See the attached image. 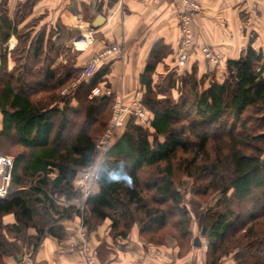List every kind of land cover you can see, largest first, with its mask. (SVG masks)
Returning <instances> with one entry per match:
<instances>
[{
    "label": "trees",
    "instance_id": "16d2710c",
    "mask_svg": "<svg viewBox=\"0 0 264 264\" xmlns=\"http://www.w3.org/2000/svg\"><path fill=\"white\" fill-rule=\"evenodd\" d=\"M9 1L0 0V151L11 152V145L21 150L11 152L9 193L0 197V263L24 252L31 229L36 232L30 242L33 254L46 236L65 239L64 222L75 216L89 233L109 220L116 241L137 225L148 242L163 245L172 236L181 253L188 252L192 232L176 183L180 172L194 179V195L221 194L202 223L206 263L222 264L232 255L237 264H264V50L253 46V38L238 58L227 60L224 79L212 74L207 85L195 67L155 83L157 66L173 51L158 40L140 75L150 124L131 119L98 164V192L81 205L69 204L84 195L75 183L79 172L99 156L97 144L114 94L90 95L103 83L111 87V67L101 66L91 79L62 94L78 68L71 65L60 73L52 67L54 59L45 63L49 43L50 51L63 49L71 29L59 18L49 32L43 28L32 35L20 25L39 0L22 1L14 16ZM13 36L18 44L11 51L7 45ZM10 54L18 67H10ZM179 84L178 99L167 95ZM113 172L127 179H109ZM10 214L14 222L7 223ZM105 245L98 250L103 258Z\"/></svg>",
    "mask_w": 264,
    "mask_h": 264
},
{
    "label": "crops",
    "instance_id": "0c3cea01",
    "mask_svg": "<svg viewBox=\"0 0 264 264\" xmlns=\"http://www.w3.org/2000/svg\"><path fill=\"white\" fill-rule=\"evenodd\" d=\"M82 1L88 4L90 10L87 14L94 16L93 22L100 14L105 17V22L98 27L92 23L93 28L105 33L113 43H122L123 55L113 61L108 80L111 88L114 91H123L126 94L125 100L130 102L131 99H127V96L132 95L134 91H144L140 84V75L144 71L152 46L158 40H163L174 52L176 51L181 39L178 16L183 8L182 2L181 0ZM194 1L201 5L194 25L197 43L213 47L222 56L221 63L215 67L202 57L197 48L198 51L192 54L188 66L196 63L200 75L214 74L218 81H222L226 74L227 60L238 58L249 44L251 37L253 46L264 50V0ZM59 14V18L67 28L80 27L79 14H74L69 9ZM81 22L85 24L83 20ZM171 56L157 66L154 78L160 73L162 65H170ZM53 174L56 175L55 172ZM96 192L98 187L95 189ZM67 203L80 204L78 200ZM6 217L7 223L14 222L13 215ZM64 225L68 234L65 239L58 240L53 236H46L36 253H29L34 264H90L81 252L83 232H85L82 221L77 217L66 220ZM102 228L88 233L90 246L99 264H207V247L201 238L200 247L192 249L190 253L181 254L177 240L172 237L166 244L155 245L142 237L137 228H133L126 239L115 241L109 234L110 228L108 227V232H104L105 228ZM31 230L32 233H36L34 229ZM103 242L106 243L108 250L103 253L104 258L98 254ZM26 254L25 250L21 254V259L19 256H7L4 263L0 264H24ZM222 264L237 263L232 258H227Z\"/></svg>",
    "mask_w": 264,
    "mask_h": 264
},
{
    "label": "rangeland",
    "instance_id": "374dc122",
    "mask_svg": "<svg viewBox=\"0 0 264 264\" xmlns=\"http://www.w3.org/2000/svg\"><path fill=\"white\" fill-rule=\"evenodd\" d=\"M22 1H24V0H10L9 1V9H10L11 15L14 16L19 3H21ZM57 1L58 0H39V2L35 5V7L33 9V13L26 19V21L24 23H22L20 25V27H21L20 29L25 30L26 27H28V30L33 32L32 35H35L37 32L41 31V29H43V28H46L47 32H49V29L52 28V25L57 24V21L60 17L59 12L65 11L66 9L67 10L69 9L74 14H77V15L79 14L78 18L80 21L79 22L80 27L75 28V29H71V37L67 40V42H65V46L63 47V49H54V50L50 51V43H49L48 53H47V57H46L47 60L45 63V64H47L50 59H54L52 67H54L60 73H63L64 69L66 67L74 65L76 68H78L76 70L78 73L75 75L76 79L73 81V82H76L77 80H82V78H83L82 72H83V69L85 68V66L87 65V63L96 54L98 55L101 51H103L104 49H106L107 47H109L111 44H114V43L112 40H109L108 37H106L105 33L98 32V30L96 28H93L92 23H93L94 16L91 14H87L90 9H89V6L86 2H84L82 0H69V1L68 0H64V1L60 0L61 2L57 3ZM81 19L85 22V24H83L81 22L82 21ZM192 24H193L192 27H193V32H194L195 19H194ZM90 33H92V35ZM194 36H195V32H194ZM17 44H18V39L15 36H13L10 39L7 46L12 51L16 47ZM171 55H172L171 59L169 60L170 65L165 64V65L161 66L160 73L157 74L156 77L154 78L155 83L161 82L163 79H165L170 74H175L176 77H181V76L185 75V73L191 72L192 67H195L198 70L197 78L203 82L205 81L204 85H207V83L210 80V75L208 76V78L206 80H204L205 74H203V76L200 75L199 67L197 66L196 63H194V64L192 63L191 65L186 66L184 68H179L176 65L177 63L175 61V52L172 51ZM9 64H10V67H14V66L18 67L19 66V64L15 61V56L13 54H10V56H9ZM212 66H215V65H212ZM218 66H215V67H218ZM156 72H157V70H156ZM178 82H180V81H178ZM72 83L70 85H68L66 88H69L72 85ZM102 86H103V84H102ZM181 88H182L181 84H179V88L171 90L167 95H171V97H173L174 99H178L180 97ZM65 89H63L61 91L62 94H66V92L64 93ZM57 91H60V89H58ZM143 93H144V91H134L132 93V95L127 96L128 97L127 99L132 100V99H134L133 97L135 95H140L142 98ZM113 94H114V97H113V101H112V105H111V113L109 112L110 110H108V115L110 114L109 120L112 117L114 105L116 103V100L119 98V96L121 97V99L123 100V102L125 104L128 103L127 100H125L126 94L123 91H115ZM160 97L162 98V96H160ZM109 120H108V122H109ZM107 125H108V123H107ZM105 131H106V129H105ZM124 131L125 130L120 131L118 134V137H120ZM104 132H103V134H104ZM10 143L12 144L13 142H10ZM4 145L8 148L10 147L9 144L4 143ZM11 146L12 147H10L9 149H11V152H14L13 155L15 153H18L21 150L20 148H18L16 146H13V145H11ZM11 152L4 153V152L0 151V153H2V154L9 155V156L13 157ZM102 158H103L102 155H100V153H99V156L97 157L95 163L93 164V167L81 170L79 172L76 180L82 178L83 175L86 173H90V175H92L94 168L96 167V165H98L100 163V161H102ZM176 183H177L178 189L181 191V193L183 195L184 203L189 210V216H190L189 228H190V231L192 232L191 240L189 241L190 245L188 244L189 245V251L188 252L182 251V253H184V254L190 253V251L192 249L201 246V245H195L194 244V241H193L194 237L197 236V237L201 238L203 243L206 245V247H207L206 248V255H207L208 242H207V239L201 235L202 223H203V219L205 217V213H206L207 208L210 206H215L217 201L221 198V194L217 192L211 196L205 197L204 199L194 195L192 193L194 179L191 176L184 175L183 173H180V172H178V174L176 176ZM85 197L86 196L83 195L78 200L80 202V204H82L84 202ZM233 208L235 210H237V205H233ZM219 209H220V207H219ZM77 217L80 218V220L82 221V218L79 216H75L72 219H75ZM6 220H8L7 217H6ZM106 221H108L110 223L109 220H106ZM106 221L101 223L97 227L96 230H98L100 227H101V229H103L102 227H104L105 228L104 232H108L109 226H108V222H106ZM133 228L138 229V226L135 225ZM83 229L85 230V232H83V233H87V235L86 236L84 235L83 238L85 239L88 246L91 247L90 242H89L90 240H88L89 239V236H88L89 232H87V230L84 228V226H83ZM31 231L32 230H29L26 234L27 235L26 240L28 239L29 245H28V247L27 246L24 247V250H23L24 252L26 250V253L28 255H29V253H31V248H30L31 238H32V236L35 235V233H32ZM162 233L163 232H161V234ZM164 233H166V232H164ZM170 237H172V236H169L167 238V241ZM22 240L23 239L16 240L15 241L16 245L20 246L21 245L20 243L22 242ZM180 253H181V248H180ZM93 255L96 258V254L93 253ZM227 258H232L234 260L233 256L230 255L228 257H225L222 260V263ZM31 260L33 261V258ZM33 263H34V261H33ZM24 264H25V262H24Z\"/></svg>",
    "mask_w": 264,
    "mask_h": 264
},
{
    "label": "built area",
    "instance_id": "2783aa9c",
    "mask_svg": "<svg viewBox=\"0 0 264 264\" xmlns=\"http://www.w3.org/2000/svg\"><path fill=\"white\" fill-rule=\"evenodd\" d=\"M182 10L178 16V23L181 31V39L178 47L175 51V60L179 68L188 66L189 60L195 51H200L202 56L211 65L218 66L222 61V56L219 52L215 51L213 47L209 45H200L194 36L192 23L196 17V14L201 10L200 3L194 0H181ZM91 34V33H90ZM198 48V50H196ZM123 46L121 43L111 44L109 47L96 54L85 66L82 72V80L73 82L69 88L64 90V93H69L78 84L83 81L91 79L96 71L101 66L109 65L111 67L113 61L122 57ZM115 91L111 87H107L105 83L103 86L95 88L90 97L98 95H110ZM130 102L125 104L121 97L116 100L114 110L111 119L108 122L106 131L100 138L97 149L100 155H104L108 148L117 139L120 131L125 130L127 123L133 119L137 123L148 126L150 124L152 113L142 103L140 95H135ZM94 168L92 175L86 173L82 178L75 181L76 185L80 187L85 196L91 194L95 189L96 184V170ZM93 166L89 167L92 168ZM13 168V157L0 153V197H5L9 193L10 174ZM85 234L83 233V236ZM81 252L86 257L90 264H99L93 255L91 247L88 246L85 239L82 238ZM32 257L28 254L25 255V264H34L31 260Z\"/></svg>",
    "mask_w": 264,
    "mask_h": 264
},
{
    "label": "water",
    "instance_id": "95a60500",
    "mask_svg": "<svg viewBox=\"0 0 264 264\" xmlns=\"http://www.w3.org/2000/svg\"><path fill=\"white\" fill-rule=\"evenodd\" d=\"M104 22H105V17H104L102 14H100V15H98V16L95 18V20H94V22H93V25H94L95 27H98V26L102 25ZM194 244H195V245H201V241H200V239H199V238H196V239L194 240ZM19 258L21 259V258H22V255H19Z\"/></svg>",
    "mask_w": 264,
    "mask_h": 264
},
{
    "label": "clouds",
    "instance_id": "9594fccd",
    "mask_svg": "<svg viewBox=\"0 0 264 264\" xmlns=\"http://www.w3.org/2000/svg\"><path fill=\"white\" fill-rule=\"evenodd\" d=\"M109 179H111V180H120V179H127V177L122 175V174H120V173L113 172V173L109 174Z\"/></svg>",
    "mask_w": 264,
    "mask_h": 264
}]
</instances>
